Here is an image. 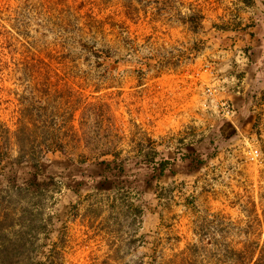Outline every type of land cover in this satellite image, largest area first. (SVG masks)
Returning <instances> with one entry per match:
<instances>
[{"label": "rangeland", "instance_id": "rangeland-1", "mask_svg": "<svg viewBox=\"0 0 264 264\" xmlns=\"http://www.w3.org/2000/svg\"><path fill=\"white\" fill-rule=\"evenodd\" d=\"M191 13L203 17L197 30L179 20ZM252 15L244 0H0V152L10 155L0 163V264H237L236 251L264 246V78L253 81L238 34ZM81 44L111 57L98 65ZM205 65L239 80L227 95L236 115L215 132L201 106ZM25 103L37 131L52 125L67 147L42 159L51 171L40 189L27 188L26 168L11 175ZM82 133L87 143L72 138ZM145 136L169 157L216 154L184 172L179 160L157 181L131 167L137 197L74 191L57 176V160L105 141L132 157ZM136 200L140 217L128 208Z\"/></svg>", "mask_w": 264, "mask_h": 264}, {"label": "trees", "instance_id": "trees-1", "mask_svg": "<svg viewBox=\"0 0 264 264\" xmlns=\"http://www.w3.org/2000/svg\"><path fill=\"white\" fill-rule=\"evenodd\" d=\"M244 2L253 8V15L250 19V25H240L238 34L239 39L245 42L243 54L247 57V70L249 72L251 67L253 68L252 78L258 84L264 78V64L258 65L253 60V52L256 51V45H252V40L255 37L254 28L258 26L264 29V0H244ZM178 17L183 24H187L193 29L197 30L202 25L203 17L199 14L191 13L186 16L178 15ZM258 45L260 46V44ZM81 46L97 60L98 65L103 64L100 61H106L111 57L109 49H96L94 46H87L86 44H81ZM32 106L34 105L25 103L22 109V116L18 120L16 130L13 133L17 155L12 159L13 169L16 171L13 170L11 174L14 182V180L19 179L17 167L28 169V177L25 184L29 190L33 188L40 189L44 182L41 179L43 173L51 171V166L48 168V165L42 161L43 158L57 153L64 156L67 155L66 143L55 127L39 121L43 124L40 129H43V131H37V121L32 117ZM91 106L92 104L85 105L87 108ZM38 117L40 116L38 115ZM215 120L217 126L211 125V129L214 132L219 129L217 128L219 124L229 121L220 117H215ZM216 135H219L218 132L213 134V136ZM72 138L77 139V141L84 140L85 143L90 140V137L84 133L81 136L75 135ZM99 139H104V136ZM144 140L147 149L137 150L132 157L123 158L121 150L112 148L105 141L98 145V148L89 155L79 154V159L76 161L68 157L57 160L55 161L56 167L61 170L57 176L61 181L68 182L70 188L73 184L74 191L80 188H90L98 192L120 190L128 195L134 193V196L137 197L142 187L133 179V175L129 171L131 167L143 166L147 168L151 175L149 181H157L163 177L177 174L176 168L182 162V171L184 172L183 168L202 164L216 154L215 150L211 152H196L195 150L190 152L186 148H179L177 157H169V155L157 149L156 141L147 136L144 137ZM6 158H10L8 152L1 151L0 163L4 162ZM179 160L182 162H179ZM88 162H92L93 166L91 168L88 167ZM48 178L52 182V177L48 176ZM137 200L139 201V198ZM137 200L130 203L128 208L140 217L143 213V208L137 203ZM235 254H237V264H264V246L252 250H238ZM39 264L45 263L40 261ZM141 264L153 263L152 261H147Z\"/></svg>", "mask_w": 264, "mask_h": 264}, {"label": "built area", "instance_id": "built-area-1", "mask_svg": "<svg viewBox=\"0 0 264 264\" xmlns=\"http://www.w3.org/2000/svg\"><path fill=\"white\" fill-rule=\"evenodd\" d=\"M245 60L243 54L240 53L238 58ZM220 70H213L212 67L205 65L203 73L209 76L207 85L205 86L204 97L201 101L203 110L215 117H220L226 120H231L236 111L227 99L230 90H236L239 93V80L230 74L218 75ZM249 160L255 161L259 157V151L254 150L249 152Z\"/></svg>", "mask_w": 264, "mask_h": 264}, {"label": "crops", "instance_id": "crops-1", "mask_svg": "<svg viewBox=\"0 0 264 264\" xmlns=\"http://www.w3.org/2000/svg\"><path fill=\"white\" fill-rule=\"evenodd\" d=\"M264 21V17H263ZM255 37L252 40V45H256V51L253 52V60L256 64H264V29L258 26L253 29ZM260 44V46L258 45ZM235 99V97H233ZM236 101V99H235Z\"/></svg>", "mask_w": 264, "mask_h": 264}]
</instances>
